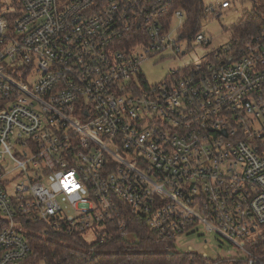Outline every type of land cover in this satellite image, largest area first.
Here are the masks:
<instances>
[{"label": "built area", "instance_id": "1", "mask_svg": "<svg viewBox=\"0 0 264 264\" xmlns=\"http://www.w3.org/2000/svg\"><path fill=\"white\" fill-rule=\"evenodd\" d=\"M19 3L0 17V153L19 178L0 166V264H45L35 238L133 242L138 223L167 242L202 223L244 252L196 264H264V23L149 83L142 63L207 47L198 22L227 0L194 31L170 0Z\"/></svg>", "mask_w": 264, "mask_h": 264}, {"label": "trees", "instance_id": "2", "mask_svg": "<svg viewBox=\"0 0 264 264\" xmlns=\"http://www.w3.org/2000/svg\"><path fill=\"white\" fill-rule=\"evenodd\" d=\"M259 4L250 12H244L233 31L242 37L255 34L264 23V0H253ZM203 0H170L169 11L180 8L185 15L184 27L194 31L201 17ZM21 14L19 0H0V17L9 24ZM134 228V227H133ZM135 241L128 242L117 237L100 244L93 253L86 252L87 244L57 236L54 239L35 238L31 263L42 260L45 264H196L205 260L196 252H178L172 242L158 239L144 224L135 225Z\"/></svg>", "mask_w": 264, "mask_h": 264}, {"label": "rangeland", "instance_id": "3", "mask_svg": "<svg viewBox=\"0 0 264 264\" xmlns=\"http://www.w3.org/2000/svg\"><path fill=\"white\" fill-rule=\"evenodd\" d=\"M221 0H203V3L208 6L210 4L219 7ZM230 3L228 8L220 9L217 12L207 13L204 18L198 22L197 33L209 36L211 43L207 47H202L195 41L188 43L182 42V48H186L187 52L184 55L176 58L168 57L163 60L159 56L148 58L141 65V73L146 78L147 82L154 83L161 80L167 71L178 69L181 65L189 62H197L207 52L225 44L233 33V26L238 22L244 12H250L254 5L258 2L253 0H227ZM178 28V19H173L170 23V31L176 37ZM0 166L7 171V178L12 179L16 174L15 164L7 155L0 153ZM19 178H13L17 181ZM64 212H70V207L65 202H60ZM127 240L134 241L132 235L126 236ZM178 252H196L199 255H205L208 261L216 262L229 257H243L244 252L236 245L226 240L223 236L213 230H208L202 223H197L192 232L177 236L172 242V249ZM225 264V263H219Z\"/></svg>", "mask_w": 264, "mask_h": 264}]
</instances>
